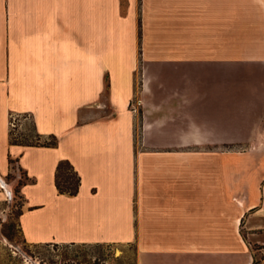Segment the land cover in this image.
I'll return each instance as SVG.
<instances>
[{
	"label": "crops",
	"instance_id": "obj_1",
	"mask_svg": "<svg viewBox=\"0 0 264 264\" xmlns=\"http://www.w3.org/2000/svg\"><path fill=\"white\" fill-rule=\"evenodd\" d=\"M17 185L28 244L264 264V0H0V264Z\"/></svg>",
	"mask_w": 264,
	"mask_h": 264
},
{
	"label": "rangeland",
	"instance_id": "obj_2",
	"mask_svg": "<svg viewBox=\"0 0 264 264\" xmlns=\"http://www.w3.org/2000/svg\"><path fill=\"white\" fill-rule=\"evenodd\" d=\"M13 122H15L12 127L14 140L41 142L33 137V125L30 122L21 124L22 122L15 119ZM20 125L23 131L19 130ZM28 134H30V138H28ZM51 141L54 139L51 138L49 142ZM14 167L16 168V165ZM20 181H25L24 175ZM14 191L7 203L9 205L8 213L5 220L2 221L6 245L2 251L1 264H135L136 248L134 244H28L25 242L18 224V214L22 206L19 185L15 187Z\"/></svg>",
	"mask_w": 264,
	"mask_h": 264
},
{
	"label": "trees",
	"instance_id": "obj_3",
	"mask_svg": "<svg viewBox=\"0 0 264 264\" xmlns=\"http://www.w3.org/2000/svg\"><path fill=\"white\" fill-rule=\"evenodd\" d=\"M50 144L56 145L57 139L51 141ZM56 186L60 192L74 195L78 192L80 185V176L74 166L68 160L59 162L56 170ZM3 234L4 231L2 230Z\"/></svg>",
	"mask_w": 264,
	"mask_h": 264
},
{
	"label": "built area",
	"instance_id": "obj_4",
	"mask_svg": "<svg viewBox=\"0 0 264 264\" xmlns=\"http://www.w3.org/2000/svg\"><path fill=\"white\" fill-rule=\"evenodd\" d=\"M137 110V109H136Z\"/></svg>",
	"mask_w": 264,
	"mask_h": 264
}]
</instances>
